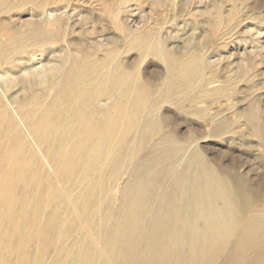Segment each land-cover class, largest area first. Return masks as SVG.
I'll return each instance as SVG.
<instances>
[{"label":"bare ground","instance_id":"1","mask_svg":"<svg viewBox=\"0 0 264 264\" xmlns=\"http://www.w3.org/2000/svg\"><path fill=\"white\" fill-rule=\"evenodd\" d=\"M50 1L0 0V15L34 5L38 23L0 20V264H264L261 194L156 113L200 101L196 62L128 32L126 50L164 64L153 93L114 45L62 39Z\"/></svg>","mask_w":264,"mask_h":264},{"label":"rangeland","instance_id":"2","mask_svg":"<svg viewBox=\"0 0 264 264\" xmlns=\"http://www.w3.org/2000/svg\"><path fill=\"white\" fill-rule=\"evenodd\" d=\"M49 3V7L67 12L60 23L62 39L86 46L98 56L103 49L114 45L123 63L128 59L130 64L134 58L131 68L139 73L142 85L153 93L164 88V64L155 55L142 57L135 49L126 50L124 39L128 32L148 38L158 33L176 61L194 60L197 76L192 88L200 90V101L196 105L184 101V111L170 102H162L155 106L156 113L162 117L165 129L186 142H194L205 160H211L223 171L244 176L252 190L261 194L260 202L264 204V0H52ZM34 7L26 4L21 10L0 15V20L9 17L10 24L17 28L27 23L35 25ZM118 23L129 31H121ZM194 106L201 109L200 115L191 113ZM212 115L226 122V131L221 128L211 133L213 126L207 122ZM239 200L234 197V201ZM245 201L248 203L249 197ZM220 260L222 264L223 257Z\"/></svg>","mask_w":264,"mask_h":264},{"label":"crops","instance_id":"3","mask_svg":"<svg viewBox=\"0 0 264 264\" xmlns=\"http://www.w3.org/2000/svg\"><path fill=\"white\" fill-rule=\"evenodd\" d=\"M202 62H204V61H202ZM203 68H205V67H203ZM202 70V69H201Z\"/></svg>","mask_w":264,"mask_h":264}]
</instances>
